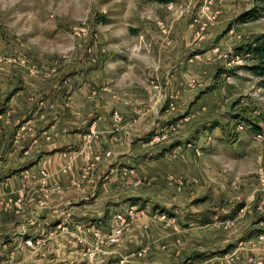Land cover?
Masks as SVG:
<instances>
[{
  "label": "rangeland",
  "instance_id": "1",
  "mask_svg": "<svg viewBox=\"0 0 264 264\" xmlns=\"http://www.w3.org/2000/svg\"><path fill=\"white\" fill-rule=\"evenodd\" d=\"M171 1L160 5L143 0H0V69L7 68L12 78L21 70L33 77L36 85L31 89L36 93L29 95L30 101L91 95L96 108L90 111L105 113L128 103L129 115L141 116L129 131L143 135L150 145L185 141L205 121L206 142L216 134L223 136L218 146L223 157L213 153L217 169L210 179L217 182L210 180L194 196L210 199L211 211L216 208L218 214L215 219L208 214L212 220H206L202 230L223 234L225 241L237 243L240 253H247L253 241L248 233L251 217L264 207V185L252 172L264 142L253 133L252 140L260 142L255 151L252 140L237 137L250 122L253 129L264 127V112L258 113L264 108V92L258 79L242 69L249 63L235 49L264 34V16L235 22L253 8L254 0ZM3 86L2 96L10 87L7 82ZM200 99L205 104L198 111L193 102ZM242 99L247 106H235ZM250 99H255L254 106ZM40 104L42 119L52 106ZM199 113L206 117L198 118ZM232 116L245 121L236 123ZM176 146V153L193 148L204 159L206 149L213 151L189 142H178L170 150ZM182 184L177 192L193 186L191 180ZM226 219H234L230 228L216 225ZM260 236L264 237L259 234L256 241L264 243ZM195 239L200 246L201 240ZM238 260L236 264L243 262ZM243 263L253 264L254 257Z\"/></svg>",
  "mask_w": 264,
  "mask_h": 264
},
{
  "label": "crops",
  "instance_id": "2",
  "mask_svg": "<svg viewBox=\"0 0 264 264\" xmlns=\"http://www.w3.org/2000/svg\"><path fill=\"white\" fill-rule=\"evenodd\" d=\"M18 74L12 78L7 68L0 69V264H236L238 258L244 262L249 256L254 257L253 264H264V243L256 241V236L264 235V227H260L264 207L262 213L251 217L248 233L253 241L247 253H240L237 243L225 241L223 234L202 230L203 223L218 214L216 208L211 211L210 199L194 196L206 184L217 182L210 179L217 169L213 153L223 157L218 148L223 136L216 134L217 138L206 142L205 121L175 145L189 142L200 148L210 146L213 151L206 149L205 159L196 156L193 148L176 153L180 147L170 150L174 144L150 145L143 135L129 131L141 116L129 115L128 103H120L117 111L122 122L115 127L113 110L90 111L96 108L89 101L91 95L30 101L29 95L35 92L31 86L36 83L26 70ZM5 82L10 90L2 96ZM232 91L235 95L236 90ZM39 101L52 106L42 119L38 117ZM203 101L193 102L196 110L204 108ZM245 102L242 99L235 106L245 108ZM203 117L206 115L198 114ZM232 117L236 123L245 121L241 116ZM251 125L255 124L250 122V130L241 132L238 140L246 137L248 143L253 133L264 137V127L253 129ZM90 128L97 135L85 141ZM251 144L255 149L260 142L253 138ZM106 151L110 157L104 156ZM97 155L101 161L94 163ZM257 156L253 173L264 168V151ZM171 177L191 180L193 186L177 192ZM251 178L256 184V176ZM130 206L136 213L125 226L120 243L110 246L107 255L87 260L86 249L98 246L93 233L98 232L101 240L107 237L113 216ZM144 248L141 258L133 255Z\"/></svg>",
  "mask_w": 264,
  "mask_h": 264
},
{
  "label": "built area",
  "instance_id": "3",
  "mask_svg": "<svg viewBox=\"0 0 264 264\" xmlns=\"http://www.w3.org/2000/svg\"><path fill=\"white\" fill-rule=\"evenodd\" d=\"M1 61H2V59H0V62ZM111 120H112V123L115 127L119 126L122 122L121 115L117 111L112 112ZM238 130L241 131L242 127L240 126L238 128ZM96 135H97V131L93 128H90L89 132L85 136V141L91 140ZM256 139L264 142V137L261 134H257ZM110 155H111L110 151H106L104 153L105 157H110ZM93 161H94V163L100 162L101 161V155L93 156ZM130 173H132V172H130ZM257 174L259 177V182L262 185H264V170H263V168H260L257 171ZM42 176L45 177V174L42 173ZM170 182L174 185V187L176 188L177 191H180L181 186L183 185L181 179L171 177ZM43 197L45 199V198H47V195H44ZM135 213H136V209L134 206H130V207H128V209H126L122 212L116 213L112 219L111 230H110L109 235H107V237H105L102 240L100 238V234L98 232H94L93 236H94V238H96V240H98V246L95 245V246L88 247L86 249L85 255H86L87 260L93 259L96 255L105 256L108 254V248L110 246L118 245L121 241L125 226L127 225V223L129 221H131L134 218ZM160 216H161V219L166 218L165 215H160ZM233 223H234V219H226L224 221H221L220 223H217L216 225L217 226L219 225L222 228H230L233 225ZM258 239L263 240L264 237L260 236ZM26 244H30V242L27 241ZM145 253H146V248L138 250L133 255L136 258H141Z\"/></svg>",
  "mask_w": 264,
  "mask_h": 264
},
{
  "label": "trees",
  "instance_id": "4",
  "mask_svg": "<svg viewBox=\"0 0 264 264\" xmlns=\"http://www.w3.org/2000/svg\"><path fill=\"white\" fill-rule=\"evenodd\" d=\"M143 1L160 5H167L172 2L171 0ZM254 2L255 5L253 8L236 18L235 22L237 24H245L247 22L258 20L260 17L264 16V0H254ZM235 54L246 58L245 61L249 64L242 69L252 77L258 79L259 86L264 87V34L259 35L254 41L243 47H237L235 49ZM163 212L164 211H161L160 214H164Z\"/></svg>",
  "mask_w": 264,
  "mask_h": 264
}]
</instances>
